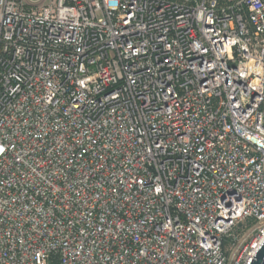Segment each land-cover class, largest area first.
<instances>
[{
	"label": "built area",
	"instance_id": "obj_1",
	"mask_svg": "<svg viewBox=\"0 0 264 264\" xmlns=\"http://www.w3.org/2000/svg\"><path fill=\"white\" fill-rule=\"evenodd\" d=\"M263 241L264 0H0V264Z\"/></svg>",
	"mask_w": 264,
	"mask_h": 264
},
{
	"label": "water",
	"instance_id": "obj_2",
	"mask_svg": "<svg viewBox=\"0 0 264 264\" xmlns=\"http://www.w3.org/2000/svg\"><path fill=\"white\" fill-rule=\"evenodd\" d=\"M250 264H264V241L257 249Z\"/></svg>",
	"mask_w": 264,
	"mask_h": 264
},
{
	"label": "rangeland",
	"instance_id": "obj_3",
	"mask_svg": "<svg viewBox=\"0 0 264 264\" xmlns=\"http://www.w3.org/2000/svg\"><path fill=\"white\" fill-rule=\"evenodd\" d=\"M25 1L30 2V3L43 4V3H45L47 0H25Z\"/></svg>",
	"mask_w": 264,
	"mask_h": 264
}]
</instances>
